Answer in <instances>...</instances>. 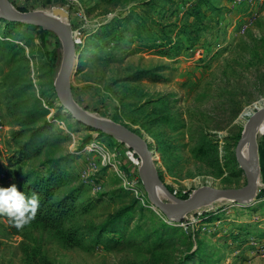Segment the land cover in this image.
<instances>
[{
	"label": "rangeland",
	"instance_id": "1",
	"mask_svg": "<svg viewBox=\"0 0 264 264\" xmlns=\"http://www.w3.org/2000/svg\"><path fill=\"white\" fill-rule=\"evenodd\" d=\"M6 1L20 13L66 16L78 55L74 101L146 138L170 195L184 201L203 187L246 186L235 149L264 108V0ZM62 61L56 33L0 19V187H19L16 176L45 175L43 163L61 160L62 192L81 189L69 226L97 230L124 214L102 239L84 237L73 248L52 229L13 236L0 215V264H264V133L251 203L162 214L145 191L142 154L61 106L53 87Z\"/></svg>",
	"mask_w": 264,
	"mask_h": 264
},
{
	"label": "water",
	"instance_id": "2",
	"mask_svg": "<svg viewBox=\"0 0 264 264\" xmlns=\"http://www.w3.org/2000/svg\"><path fill=\"white\" fill-rule=\"evenodd\" d=\"M0 19L8 23L32 25L49 30L60 37L63 44V61L55 87L61 106L76 122L83 126L116 138L142 151L144 188L151 205L156 210L165 215H185L205 205L212 197L243 203L257 196L258 175L246 163L243 152L245 147L254 141L256 130L264 121V108L257 109V111L249 117L242 138L235 149L236 161L247 181L245 187L218 189L208 186L199 189L184 201H178L177 203L164 202L160 200L155 193L154 182L156 179L158 180L155 168V155L148 140L126 126L94 117L92 114L78 107L74 101L72 97V77L78 55L76 53V45L71 26L69 24L36 16L33 13L12 12L6 0H0Z\"/></svg>",
	"mask_w": 264,
	"mask_h": 264
},
{
	"label": "trees",
	"instance_id": "3",
	"mask_svg": "<svg viewBox=\"0 0 264 264\" xmlns=\"http://www.w3.org/2000/svg\"><path fill=\"white\" fill-rule=\"evenodd\" d=\"M200 14L201 13L197 9L193 10V16L195 18H197ZM10 24L24 25L19 23ZM174 49L175 47L173 46L169 47L168 49H165L164 53L167 57L172 58L174 55ZM53 91L56 92L55 87H53ZM45 128L46 127H42L39 133L42 134L41 132L45 130ZM37 133L38 131L35 132L34 135L36 136ZM35 138L36 137H33V139ZM60 162L61 160H54L43 163L42 166L47 169V173L45 175L32 172L26 173L23 177L16 176V179L19 181L18 189L20 191H23L29 196L33 193L38 196L39 208L35 219L25 225L22 229H17L11 225L8 222V217L6 216L8 230L11 235L22 237L24 232L31 227L44 228L46 230L52 229L58 231V235H60V238L68 247L73 248L78 246L81 239L84 237L94 238L96 236L95 238H97V240L102 239L105 231L104 229L123 217L124 211L112 213L107 217L105 223L100 226V229L97 228V230L91 229L89 225L85 227L86 225L83 226L82 224L69 226V222L75 215L70 204L73 205V203H75V199L79 195L81 189L72 188L68 189L64 193L62 192V190L66 188L67 183L63 180L65 174L59 169ZM184 198L188 199L189 196ZM92 201V199L86 201L81 209V214L86 215L90 213ZM95 232H97V235H94L96 234ZM25 252L27 254V249Z\"/></svg>",
	"mask_w": 264,
	"mask_h": 264
},
{
	"label": "clouds",
	"instance_id": "4",
	"mask_svg": "<svg viewBox=\"0 0 264 264\" xmlns=\"http://www.w3.org/2000/svg\"><path fill=\"white\" fill-rule=\"evenodd\" d=\"M38 208L39 198L35 193L26 195L16 184L0 187V215L7 216L8 222L17 229L34 220Z\"/></svg>",
	"mask_w": 264,
	"mask_h": 264
},
{
	"label": "bare ground",
	"instance_id": "5",
	"mask_svg": "<svg viewBox=\"0 0 264 264\" xmlns=\"http://www.w3.org/2000/svg\"><path fill=\"white\" fill-rule=\"evenodd\" d=\"M12 12H15L14 9L9 8ZM36 16H40V17H44V18H48L60 23H64L67 24V18L64 14L61 13H55L52 11H36L33 13ZM96 117V116H94ZM97 118V117H96ZM264 133V121L263 123L258 127V129L256 130L255 133V138L254 141H252L251 143H249L245 149H244V159L246 161V163L248 164V166L254 171H257V161H256V149H257V139L259 137L262 136V134ZM136 149L142 154V151L136 147ZM142 175H143V170L141 169ZM154 189H155V193L158 196V198L164 202H168V203H177L178 200L176 198H174L172 195H170L168 193V191H166V189L157 181V179L154 182ZM216 201H222V199L218 198V197H212L210 198L205 205L201 206L198 209H202L205 207H209L212 203L216 202ZM253 201L252 199H249L247 201H244L243 203H251ZM173 217H178L179 215H175L172 214Z\"/></svg>",
	"mask_w": 264,
	"mask_h": 264
},
{
	"label": "built area",
	"instance_id": "6",
	"mask_svg": "<svg viewBox=\"0 0 264 264\" xmlns=\"http://www.w3.org/2000/svg\"><path fill=\"white\" fill-rule=\"evenodd\" d=\"M101 186H102V185H100V184H97V185H96V187H97V188H96L95 190H96V191H98V192H99V191H101V189H102V187H101Z\"/></svg>",
	"mask_w": 264,
	"mask_h": 264
}]
</instances>
